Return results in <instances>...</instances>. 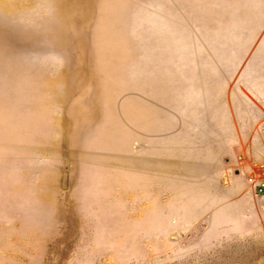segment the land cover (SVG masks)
<instances>
[{
	"label": "rangeland",
	"instance_id": "obj_1",
	"mask_svg": "<svg viewBox=\"0 0 264 264\" xmlns=\"http://www.w3.org/2000/svg\"><path fill=\"white\" fill-rule=\"evenodd\" d=\"M264 0H0V264H264Z\"/></svg>",
	"mask_w": 264,
	"mask_h": 264
},
{
	"label": "built area",
	"instance_id": "obj_2",
	"mask_svg": "<svg viewBox=\"0 0 264 264\" xmlns=\"http://www.w3.org/2000/svg\"><path fill=\"white\" fill-rule=\"evenodd\" d=\"M246 180L256 195L264 196V163L249 169Z\"/></svg>",
	"mask_w": 264,
	"mask_h": 264
}]
</instances>
